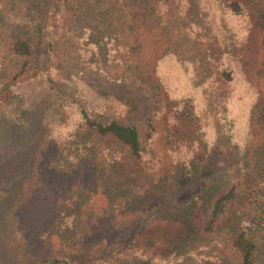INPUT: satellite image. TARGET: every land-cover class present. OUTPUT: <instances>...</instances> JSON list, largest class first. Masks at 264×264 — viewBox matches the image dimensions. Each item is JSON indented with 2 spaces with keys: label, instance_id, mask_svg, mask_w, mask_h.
<instances>
[{
  "label": "trees",
  "instance_id": "1",
  "mask_svg": "<svg viewBox=\"0 0 264 264\" xmlns=\"http://www.w3.org/2000/svg\"><path fill=\"white\" fill-rule=\"evenodd\" d=\"M225 14L245 19V37ZM165 56L216 88L239 65L255 87L256 127L240 155L196 134L190 103L169 97L158 76ZM89 70L145 85L154 101L145 137L64 82ZM211 100L222 101L215 91ZM8 142L0 264H192L205 246L193 256L201 264H252L253 235H264L260 0H0V144ZM149 189L165 195L123 219L112 214Z\"/></svg>",
  "mask_w": 264,
  "mask_h": 264
},
{
  "label": "rangeland",
  "instance_id": "2",
  "mask_svg": "<svg viewBox=\"0 0 264 264\" xmlns=\"http://www.w3.org/2000/svg\"><path fill=\"white\" fill-rule=\"evenodd\" d=\"M108 2L109 0H103V3ZM260 2L264 8V0H260ZM224 21L235 32L234 36L245 37L246 21L242 16L225 14ZM192 65L189 62H180L171 56H165L157 62L156 70L169 97H183L186 98V103H190V111L195 114L196 134H200V137L207 143L218 142V148H222L223 142L227 141L231 148L238 150L236 155H240L241 151L252 143L256 134V127L251 124L249 116L254 101L255 87L246 81L244 74L239 70V65H235L232 77L222 86L217 84V88L208 80L194 81L190 72ZM80 77L81 80L68 79L64 82L71 88L75 87L89 106L98 105L96 111L103 112L122 123L135 125L141 139L145 137L146 119L151 114L154 101L144 84L124 80L111 81L104 75L90 70L85 71ZM70 83L73 86H70ZM214 91L222 101L217 100L216 103L213 100L206 101L208 96L214 97ZM114 93L127 96L131 102L126 104L114 97ZM73 121L74 117L71 116L70 124L66 128H71ZM66 128H60V130L64 132ZM161 131L158 126L157 133L155 132L154 135H160ZM14 148L10 142L0 144V159L13 151ZM172 157H175L174 153ZM220 169L225 168L221 167ZM164 190L149 189L139 204L131 202L123 209V216L118 213L120 211L118 208H114L112 214L122 219L130 216L138 209L148 205L151 200L165 195ZM95 198V202L100 203V198L97 196ZM146 213L144 212V214ZM196 238L199 243L207 241V237L197 236ZM196 241L195 239L193 242ZM253 241L255 247L252 264H264V235L256 232L253 235ZM207 242L211 244L209 239ZM208 247L197 248V251L191 253L192 264H201L193 256L196 255L200 259L202 251H206ZM196 252H200V254ZM211 252L214 253V251ZM153 260L162 263L157 259Z\"/></svg>",
  "mask_w": 264,
  "mask_h": 264
}]
</instances>
